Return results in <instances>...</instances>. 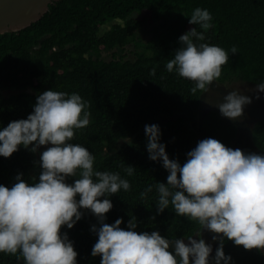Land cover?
<instances>
[{"label": "trees", "instance_id": "obj_1", "mask_svg": "<svg viewBox=\"0 0 264 264\" xmlns=\"http://www.w3.org/2000/svg\"><path fill=\"white\" fill-rule=\"evenodd\" d=\"M196 8L207 9L212 16L205 41L197 43L229 53L216 81L264 83V0H60L31 26L0 34V131L10 122L26 120L44 91L75 92L89 102L90 124L75 130L71 143L81 144L94 156V170L119 172L131 186L129 191L100 198L113 204L105 214L109 225L122 219L121 228L128 230L135 217L137 233L157 231L170 240L201 231L198 222L176 215L171 205L158 214L154 187L146 199L140 196L148 186L167 184L168 176L162 161L149 159L145 125L159 127V142L169 159L181 166L199 141L213 138L233 149L239 136V126L218 109L207 110L198 129L204 92L192 94L193 81L166 69L181 47L179 37L194 27L204 31L189 24ZM155 22L163 31L156 30L155 38L142 44L138 31ZM132 43L139 48L134 59L125 53ZM233 46L238 49L235 55ZM105 52H113V57L105 59ZM251 134L254 147L264 151V118L254 124ZM31 147L21 145L10 157L0 156V185L11 188L18 175L29 184L39 181L43 151L33 153ZM127 166L135 168L133 175L124 172ZM77 178L67 177L66 183ZM80 211L82 218L71 229L62 226L61 235L67 234L78 253L76 264H101V257L91 254L98 240L91 229L100 225L90 210ZM223 242L229 264H264V250H245L227 238ZM0 264L24 262L22 257L18 261L17 256L0 253Z\"/></svg>", "mask_w": 264, "mask_h": 264}, {"label": "clouds", "instance_id": "obj_2", "mask_svg": "<svg viewBox=\"0 0 264 264\" xmlns=\"http://www.w3.org/2000/svg\"><path fill=\"white\" fill-rule=\"evenodd\" d=\"M211 20L207 9L196 8L189 24L204 31L194 27L181 35V47L166 64L169 73L175 70L195 83L192 94L208 92L229 61V53L221 47L197 43L205 41ZM237 53L233 46L231 54ZM254 91L264 92V83ZM251 103L250 96L231 91L215 107L235 121ZM89 107L78 93L44 91L26 120L10 122L0 131V156L5 158L21 145L25 149L33 145V153L52 145L40 155L42 171L37 183L29 184L18 175L11 188L0 185V253L17 256L18 261L22 257L24 264H76L78 253L67 234L61 235V228H73L82 218L81 209L90 210L100 225L91 229L98 235L91 254L100 256L101 264H210L212 245L201 238L202 230L216 234L213 241L220 238L213 264L231 260L223 251V238L245 250H264V156L245 154L206 138L187 153L181 166L169 159L165 145L159 142L157 125H145L146 147L150 160L162 161L168 172L167 184L148 186L140 196L146 199L154 187L158 214L171 205L176 215L198 222L201 231L185 243L184 239H166L157 231L137 233L135 217L128 230L121 228L122 219L105 223V214L113 204L100 198L121 189L129 191L131 186L119 172L94 170V156L81 144L71 143L75 130L90 124ZM134 171L133 166L124 168L128 176ZM67 177L78 178L68 184Z\"/></svg>", "mask_w": 264, "mask_h": 264}, {"label": "rangeland", "instance_id": "obj_3", "mask_svg": "<svg viewBox=\"0 0 264 264\" xmlns=\"http://www.w3.org/2000/svg\"><path fill=\"white\" fill-rule=\"evenodd\" d=\"M109 26L110 25H107L103 29L105 30ZM156 30H159L160 32L163 31L160 27V22H155L148 27L139 30L137 33V38L142 44H146L148 41L155 38ZM138 49L139 48H137L135 43H132L127 45L125 53L128 55V58L134 59L135 52ZM118 52L120 51L118 50ZM103 57L107 60H110L113 57V52H105L103 54ZM256 88L257 85L241 80H235L226 84H219L217 81H214L210 86L209 91L204 92L203 94L201 112L199 119L195 123V126L198 127V129L200 128L203 114L209 109H218L217 107H215V104L222 102L223 96L227 95L228 92L237 91L240 94H246L251 97L252 103L244 107L242 118L235 121L225 117L224 118L228 122L236 123L239 126V136L234 143L233 149L239 148L244 153L253 150L256 151L258 155L264 156V151L257 150L252 143V128L258 120L264 118V92L254 91ZM6 93L9 94L10 91H6ZM257 96H259V99L256 98ZM205 100H207L209 103H206ZM51 146L52 145L41 146L39 150L45 151L47 147ZM214 235L216 234L211 233L207 230H202L201 238L205 240L206 244L212 245L210 264H212L213 262L212 258L216 252V248L219 246L218 241L220 239L218 237L217 241H213ZM193 238L196 237L194 236ZM184 240L185 243H187V239Z\"/></svg>", "mask_w": 264, "mask_h": 264}, {"label": "water", "instance_id": "obj_4", "mask_svg": "<svg viewBox=\"0 0 264 264\" xmlns=\"http://www.w3.org/2000/svg\"><path fill=\"white\" fill-rule=\"evenodd\" d=\"M60 0H0V34L17 32L39 21Z\"/></svg>", "mask_w": 264, "mask_h": 264}]
</instances>
